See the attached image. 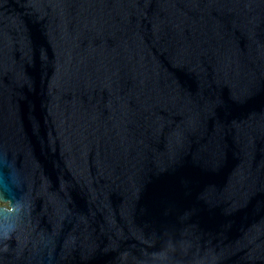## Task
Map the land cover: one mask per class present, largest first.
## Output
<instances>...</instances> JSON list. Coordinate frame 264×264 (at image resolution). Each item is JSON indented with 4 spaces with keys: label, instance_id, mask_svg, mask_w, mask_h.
<instances>
[{
    "label": "water",
    "instance_id": "95a60500",
    "mask_svg": "<svg viewBox=\"0 0 264 264\" xmlns=\"http://www.w3.org/2000/svg\"><path fill=\"white\" fill-rule=\"evenodd\" d=\"M0 264H264V0H0Z\"/></svg>",
    "mask_w": 264,
    "mask_h": 264
}]
</instances>
